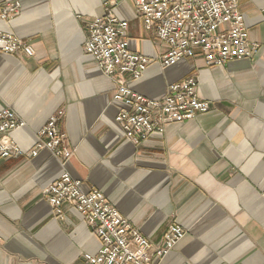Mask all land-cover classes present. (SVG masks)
Instances as JSON below:
<instances>
[{
	"label": "crops",
	"instance_id": "0c3cea01",
	"mask_svg": "<svg viewBox=\"0 0 264 264\" xmlns=\"http://www.w3.org/2000/svg\"><path fill=\"white\" fill-rule=\"evenodd\" d=\"M21 13L0 31L30 45L35 56L0 53V110L26 126L11 138L25 152L57 111L73 155L65 165L43 150L35 158L0 160V264H88L102 243L84 217L64 204L58 219L43 190L67 171L85 192L99 190L155 249L169 226L185 237L154 264H264V0H239L251 60L223 68L202 57L164 67L166 46L145 30L131 0H21ZM129 23L133 53L151 60L143 76L107 77L84 50L88 24L105 9ZM190 77L209 111L167 127L140 146L115 119L114 93L125 85L160 98Z\"/></svg>",
	"mask_w": 264,
	"mask_h": 264
},
{
	"label": "built area",
	"instance_id": "2783aa9c",
	"mask_svg": "<svg viewBox=\"0 0 264 264\" xmlns=\"http://www.w3.org/2000/svg\"><path fill=\"white\" fill-rule=\"evenodd\" d=\"M146 31L155 34L167 48L164 67L182 59L202 57L207 67L223 68L237 60H251L260 45L252 42L239 0H131ZM21 0H0V22L13 21L21 13ZM264 17V9L262 10ZM129 23L119 20L106 8L105 15L87 27L85 53L92 56L109 78L130 76L140 79L151 60L133 53L128 43ZM0 53L35 56L33 48L14 34L0 31ZM199 80L190 77L169 85L160 98L140 95L125 85L114 93L113 100L122 105L115 121L124 138L140 146L155 135H163L168 126L195 119L209 111V103L198 96ZM64 111L53 113L37 133V143L28 152L11 138L13 132L26 126L13 110H0V160L35 158L43 150L65 165L73 155L67 135L60 129ZM43 195L54 215L64 219V204L71 205L85 219L102 247L97 255L85 254L88 264H154L162 260L185 237L178 224L169 226L161 248L155 249L103 193L97 189L85 192L82 182L64 171ZM264 196V194H263Z\"/></svg>",
	"mask_w": 264,
	"mask_h": 264
}]
</instances>
